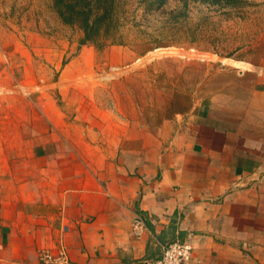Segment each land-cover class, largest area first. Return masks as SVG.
I'll return each mask as SVG.
<instances>
[{
	"label": "crops",
	"instance_id": "crops-1",
	"mask_svg": "<svg viewBox=\"0 0 264 264\" xmlns=\"http://www.w3.org/2000/svg\"><path fill=\"white\" fill-rule=\"evenodd\" d=\"M66 50L0 92V264L59 245L70 264H149L175 241L184 264H264V74L152 123L114 89L130 51Z\"/></svg>",
	"mask_w": 264,
	"mask_h": 264
},
{
	"label": "rangeland",
	"instance_id": "rangeland-1",
	"mask_svg": "<svg viewBox=\"0 0 264 264\" xmlns=\"http://www.w3.org/2000/svg\"><path fill=\"white\" fill-rule=\"evenodd\" d=\"M112 1L110 19L99 23L97 50L82 44L77 24L59 19L52 0H0V92L24 80L11 75L29 62L35 70L52 58L54 66L64 63L67 43L71 53L81 45L130 51L132 61L112 70L114 89L152 123L264 74V0ZM142 44L151 48L139 55ZM55 73L52 66L46 77Z\"/></svg>",
	"mask_w": 264,
	"mask_h": 264
},
{
	"label": "trees",
	"instance_id": "trees-1",
	"mask_svg": "<svg viewBox=\"0 0 264 264\" xmlns=\"http://www.w3.org/2000/svg\"><path fill=\"white\" fill-rule=\"evenodd\" d=\"M54 9L59 19L64 24H77L83 33L82 44L89 43L97 50L103 48V44H98V37L101 36V26L99 23L106 17L110 19L113 1L107 0H52ZM216 4L219 0H182ZM228 2L232 0H226ZM103 28V26H102ZM97 38V39H96ZM113 45H122V42L114 41ZM142 44L139 55H143L151 48L149 45Z\"/></svg>",
	"mask_w": 264,
	"mask_h": 264
},
{
	"label": "built area",
	"instance_id": "built-area-1",
	"mask_svg": "<svg viewBox=\"0 0 264 264\" xmlns=\"http://www.w3.org/2000/svg\"><path fill=\"white\" fill-rule=\"evenodd\" d=\"M132 228L136 235L143 229V222L139 217L132 221ZM192 247L189 243L175 241L160 245L159 256L149 264H184L191 256ZM36 264H70L68 253L63 245L54 249H42L38 253Z\"/></svg>",
	"mask_w": 264,
	"mask_h": 264
}]
</instances>
